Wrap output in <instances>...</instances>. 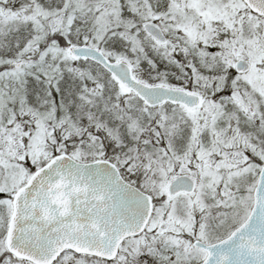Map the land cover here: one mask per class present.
<instances>
[{"label":"snow or ice","instance_id":"snow-or-ice-1","mask_svg":"<svg viewBox=\"0 0 264 264\" xmlns=\"http://www.w3.org/2000/svg\"><path fill=\"white\" fill-rule=\"evenodd\" d=\"M0 264H264V0H0Z\"/></svg>","mask_w":264,"mask_h":264}]
</instances>
